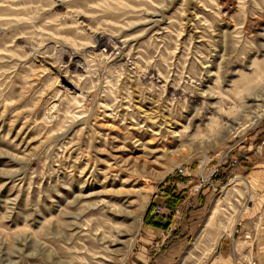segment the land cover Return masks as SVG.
I'll return each instance as SVG.
<instances>
[{
  "label": "rangeland",
  "instance_id": "obj_1",
  "mask_svg": "<svg viewBox=\"0 0 264 264\" xmlns=\"http://www.w3.org/2000/svg\"><path fill=\"white\" fill-rule=\"evenodd\" d=\"M216 166L144 259L158 192ZM258 168L264 0H0V264H238Z\"/></svg>",
  "mask_w": 264,
  "mask_h": 264
},
{
  "label": "crops",
  "instance_id": "obj_2",
  "mask_svg": "<svg viewBox=\"0 0 264 264\" xmlns=\"http://www.w3.org/2000/svg\"><path fill=\"white\" fill-rule=\"evenodd\" d=\"M263 182H264V178L261 175L260 168H258L256 171H254V175L252 174V178L250 179V183L254 185V188H256V189L260 188L259 190H261V187L264 189ZM178 183H180V182H177L176 184H178ZM178 190H179V188H178ZM204 194H207V192H205ZM160 199L162 201H164L162 198H160ZM206 200H207V196H206ZM262 200H263V202H262ZM261 202H258L257 207L255 208V211H257V212H255L251 216V218L244 219L246 221H243V223L241 225L240 232L243 233V236L245 237L247 242H249L250 245H249L248 249L243 252L244 255L242 254V252L241 253L239 252L238 255H239L240 259H239L238 264H264V198H261ZM195 203L197 206L199 205L198 204L199 203L198 197L196 198ZM180 205L183 206V203ZM166 208H167V210L164 213L160 214L164 217V219H160V221L165 222V223L167 222L166 220H167V218H169V216L172 217V213L174 214V217H175V209H170L167 206H166ZM199 210H201V209H199ZM193 214H194V212H193ZM190 215H192V213ZM174 217H173V219H174ZM168 230H170V229H168ZM168 230L165 231V230L157 229V228H154L151 226H145L144 234L142 235L141 239L139 240V247H140L139 251H140V253H142V256L144 259H148V261L150 260L146 251H147V248L149 250L150 246L152 245V243H154L155 240L161 239L163 241V243L165 242V240L169 237ZM225 231L226 230L223 228V231L219 235L226 233ZM200 233H202V230ZM183 235L185 236V234L182 232L181 235H179V233H177L173 236L175 249L173 250L172 256H174V259H176L178 257V255L174 254V252H177L176 249L180 245V244H178V242L182 243L183 240L186 238V236H185L182 239L181 236H183ZM244 243H245V241H244ZM140 253H136V254H140ZM161 253L164 255L163 256L159 255V257H157V259L163 260L164 261L163 263L161 261H159L162 264H165V263L168 264L169 262L167 260L170 259V257H171V254L166 255L168 253V248H166V246H165V248L162 250ZM234 255H235V252H234ZM135 258L140 259L138 256H135ZM227 258L229 259L227 264H237L234 256H232V258H231V255L228 254ZM141 262H143V264H148L144 260H141Z\"/></svg>",
  "mask_w": 264,
  "mask_h": 264
},
{
  "label": "built area",
  "instance_id": "obj_3",
  "mask_svg": "<svg viewBox=\"0 0 264 264\" xmlns=\"http://www.w3.org/2000/svg\"><path fill=\"white\" fill-rule=\"evenodd\" d=\"M176 175L187 177L186 178L187 180H185V182L181 184L184 186V189H186L189 185H193L191 189L185 193V197L183 201L184 206L186 205V202L191 197V195H195V196L199 195L201 194V192L209 188L212 189L213 193L218 192L219 189L220 190L222 189L217 179L218 177H220V169H218V166L209 170L199 167L196 172H192L189 171L188 169H185L184 167H181L177 169ZM172 185L173 188L175 187L179 188L180 183L172 184ZM158 197L166 201L168 199V194L165 190L160 191L158 192ZM166 210L167 208L165 205H158L156 213H162L165 212Z\"/></svg>",
  "mask_w": 264,
  "mask_h": 264
},
{
  "label": "trees",
  "instance_id": "obj_4",
  "mask_svg": "<svg viewBox=\"0 0 264 264\" xmlns=\"http://www.w3.org/2000/svg\"><path fill=\"white\" fill-rule=\"evenodd\" d=\"M167 180H170L167 179ZM163 188V187H161ZM205 193V192H203ZM201 194V196H204L205 195H208L209 192L207 194ZM200 196V197H201ZM181 194H178L177 192L173 191V192H169L168 193V199H167V202H166V205L167 207H169L170 209H175L177 208L180 204H181ZM202 202V201H201ZM155 203L153 202L151 204V206L149 207L147 213H146V216H145V219H144V224L146 226H151V227H154V228H157V229H162V230H168L171 226V216H169V218H167V222H161L160 219H164V217L160 216L159 214H155L154 211H155Z\"/></svg>",
  "mask_w": 264,
  "mask_h": 264
},
{
  "label": "bare ground",
  "instance_id": "obj_5",
  "mask_svg": "<svg viewBox=\"0 0 264 264\" xmlns=\"http://www.w3.org/2000/svg\"><path fill=\"white\" fill-rule=\"evenodd\" d=\"M237 180L235 181L236 183H239L240 182V179L237 177L236 178ZM212 232V231H211ZM208 233V232H207Z\"/></svg>",
  "mask_w": 264,
  "mask_h": 264
}]
</instances>
